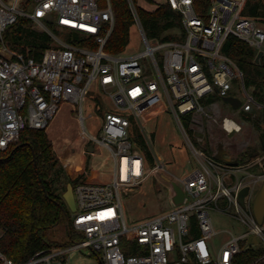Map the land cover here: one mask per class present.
<instances>
[{"label":"built area","instance_id":"built-area-1","mask_svg":"<svg viewBox=\"0 0 264 264\" xmlns=\"http://www.w3.org/2000/svg\"><path fill=\"white\" fill-rule=\"evenodd\" d=\"M166 2L181 14L182 27L171 31L174 39L158 41L147 36L136 6L129 0L146 48L124 54L106 49L116 22L111 0H0L1 39L19 16L33 19L54 39L40 59L0 46V149H7L26 129L45 128L63 101L77 105L80 125L87 131L83 103L96 83L109 95L111 106L103 109L98 105L103 115L101 135L90 138L106 146L113 160L111 172L102 181L73 187L76 210H71L68 223L83 237L20 263L0 251L2 264H70V254L81 247L100 253L103 264H235L243 241L246 246L255 245L249 240L251 235L264 244V221L259 224L253 210L264 181V172L254 168L264 155L246 164H232L238 157L230 153L225 154L229 160L218 159L217 141H210L209 147L204 142L207 134L213 137L214 127L227 136L240 132L243 125L235 115H256L264 110V102L248 90L244 71L223 52L227 38L233 35L253 47L257 55L262 51V58L264 17L244 13L248 0H211L207 12L197 10L195 0ZM48 24L81 33L84 44L61 40ZM227 96L241 101L233 115L218 101ZM146 100L173 113L200 166L176 176L155 152V163L147 162L130 138L134 120L153 147L137 112V106ZM224 147L229 150L225 143ZM149 177L173 189L172 206L130 221L124 195ZM173 182L185 193L179 203L174 201ZM245 187L249 191L242 201ZM230 208L245 231L232 234L215 251L209 240L217 233L211 209L230 214Z\"/></svg>","mask_w":264,"mask_h":264},{"label":"trees","instance_id":"trees-1","mask_svg":"<svg viewBox=\"0 0 264 264\" xmlns=\"http://www.w3.org/2000/svg\"><path fill=\"white\" fill-rule=\"evenodd\" d=\"M111 1L116 22L106 49L114 53L124 52L135 24L134 15L128 0ZM133 2L150 39H174L171 31L182 27V16L177 10L167 2L158 3L153 9L141 6L139 0ZM210 2L195 0V7L207 12ZM244 13L264 17V0H248ZM67 41L84 44L82 34L72 30L68 32ZM2 44L15 54L40 59L45 49L54 45V39L33 19L19 16L14 24L4 30L0 46ZM223 52L237 62L244 71L246 86L251 87L256 97L264 102V56L257 62V51L233 35L227 38ZM244 116L261 131L260 145L264 155V110L256 115L245 113ZM81 130L77 105L63 101L45 128L26 129L7 149H0V227L3 229L0 251L16 263L54 247L71 245L83 237L82 232L72 230L73 233L70 232L67 240L61 243L51 235V230L69 217L63 196L68 183L75 187L81 182H94L88 174V166L79 160L78 148L72 146L67 156L56 149V143H67ZM130 138L140 147L147 162L155 163L154 151L134 120ZM90 145L92 141L84 138L82 146L86 152H90ZM254 154L253 150L245 149L237 160L240 164H246L254 158ZM255 167L264 172V157ZM62 176H65L67 183L62 182ZM193 232L199 234L195 219ZM241 246L243 249L236 254L235 264H264V245L246 246L243 241Z\"/></svg>","mask_w":264,"mask_h":264},{"label":"rangeland","instance_id":"rangeland-1","mask_svg":"<svg viewBox=\"0 0 264 264\" xmlns=\"http://www.w3.org/2000/svg\"><path fill=\"white\" fill-rule=\"evenodd\" d=\"M129 2V0H128ZM141 6L153 8L154 3L146 0H139ZM130 4V3H129ZM50 29L61 39L67 40L69 30L59 28L56 24H48ZM146 48L145 39L137 23L133 25L130 31V41L124 50V54H135ZM248 90L253 93L251 87ZM255 95V94H254ZM256 96V95H255ZM228 115H233L235 108L224 100H218ZM84 123L86 130L81 125V133L67 143H56L58 153L67 156L72 146L79 149L78 156L80 162L86 164L89 168V176L94 182H100L106 178L112 170L113 160L109 149L103 144L90 138V135L99 137L103 126V115L97 109L102 104L103 109L111 106L109 95L94 83L87 92L84 103ZM139 119L148 134L151 135L153 142V151L157 154V158L165 162L167 168L176 176L200 166L194 151L191 149L179 123L173 113L165 109H159L153 100H146L137 106ZM234 118L242 123L243 128L240 132H233L226 135L219 127H214L213 137L207 134L204 142L222 140L227 145L231 156L239 157L240 153L245 149L254 151V158L259 159L263 156V148L261 147V131L256 129L252 122L245 118L243 114L234 116ZM84 138L91 139L94 150L86 152L82 146ZM62 182L67 183L65 176H62ZM173 189L168 185L160 183L154 177H149L141 185L131 188L124 195V210L130 221L139 220L150 217L172 206ZM68 205V204H67ZM69 217L72 211L68 207ZM230 214L223 213L220 210L211 209V216L214 227L217 231L209 240L213 250L217 251L223 243L231 238L232 234L242 235L245 231V225L235 217V210L230 208ZM234 215V216H233ZM68 218L57 227L51 230L52 237L58 242H64L68 238V234L75 229L69 225ZM264 245V244H262ZM70 264H101L100 253L94 252L89 247H81L74 250L70 254Z\"/></svg>","mask_w":264,"mask_h":264},{"label":"water","instance_id":"water-1","mask_svg":"<svg viewBox=\"0 0 264 264\" xmlns=\"http://www.w3.org/2000/svg\"><path fill=\"white\" fill-rule=\"evenodd\" d=\"M48 17H50V16H48ZM262 54H263L262 51L258 53V55L256 57L257 62L260 61ZM224 100L226 102L231 103L234 108H238L240 106V103H241L240 99L233 97V96H227L224 98ZM216 148H217V151L215 153V156L218 159H227V160L230 159L229 156L228 157L225 156V154H230V151L224 147V142L222 140L216 142ZM93 150H94V146L90 145L88 147V151L91 152ZM230 163L238 164L239 162L234 161V162H230ZM173 185H174L175 191L177 192V194L174 197V201L176 203H179L184 199L185 193L179 185H177L174 182H173ZM248 191H249L248 187H245L241 191L240 197H241L242 201H244V197L248 193ZM63 196H64V199L66 200V203L68 204V207L70 208V210H72V211L76 210V203H75V197H74V191H73L72 183H68L67 189L64 192ZM253 210H254V214H255L257 222L259 224H262L264 221V181H263L260 189L258 190V192L254 198ZM249 240H250V242L254 243L256 246L260 245L259 239H258L257 235H255V234L251 235Z\"/></svg>","mask_w":264,"mask_h":264},{"label":"crops","instance_id":"crops-1","mask_svg":"<svg viewBox=\"0 0 264 264\" xmlns=\"http://www.w3.org/2000/svg\"><path fill=\"white\" fill-rule=\"evenodd\" d=\"M146 1H148V0H146ZM149 2L154 3L155 6H154L153 8H155L156 5H157L158 3H164V2H166V0H152V1H149ZM143 7H145V6H143ZM145 8H146V7H145ZM153 8H151V9H153ZM147 9H149V8H147ZM254 170H259V169H257V168L255 167Z\"/></svg>","mask_w":264,"mask_h":264}]
</instances>
